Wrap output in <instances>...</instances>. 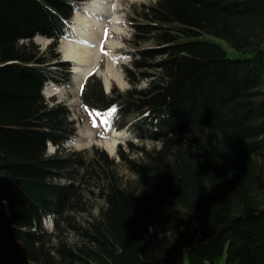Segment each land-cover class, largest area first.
Listing matches in <instances>:
<instances>
[{"label":"trees","instance_id":"16d2710c","mask_svg":"<svg viewBox=\"0 0 264 264\" xmlns=\"http://www.w3.org/2000/svg\"><path fill=\"white\" fill-rule=\"evenodd\" d=\"M83 1L0 0V264H264V0L132 3L129 86L79 88L116 156L43 94Z\"/></svg>","mask_w":264,"mask_h":264},{"label":"bare ground","instance_id":"6f19581e","mask_svg":"<svg viewBox=\"0 0 264 264\" xmlns=\"http://www.w3.org/2000/svg\"><path fill=\"white\" fill-rule=\"evenodd\" d=\"M86 1L74 11L70 31L65 37L60 38L59 43L64 58L71 61V79L64 87L53 83L52 87H47L48 91L63 93L66 90H71L77 92L86 76L92 70H98V62L102 57L106 61L105 68L101 71L104 76L105 88L109 87L107 74L111 75L117 82L122 83L121 75L115 69L117 55L112 51L115 43L112 33L122 29V19L118 13L121 3L119 0ZM34 38L37 42L47 40L41 35H36ZM77 101L78 99H72L69 103L75 105ZM109 130L110 132L104 139H96L92 130L79 129L75 139L70 141L76 146L86 145L94 141L102 144L109 153H113L117 138L126 136V131Z\"/></svg>","mask_w":264,"mask_h":264},{"label":"rangeland","instance_id":"374dc122","mask_svg":"<svg viewBox=\"0 0 264 264\" xmlns=\"http://www.w3.org/2000/svg\"><path fill=\"white\" fill-rule=\"evenodd\" d=\"M119 1L121 3V8L118 10V13H119V15L121 16V19H122V23H121L122 29H121V31H115V32L112 33V38H113V40L115 42L114 46L112 47V51H113V53L115 55H117V59L115 61L116 62L115 63V69L121 75L120 78L122 79V83L117 82V80L114 79L111 75H109L107 73L106 74L108 76V79H107L108 86L110 85L111 81H115V84H117V86L120 89H125V88H127L129 86V82L124 77L123 72H122L121 67H120V64L121 63H129V61H130V55L127 53V51L129 50L130 44L125 40V38H128V37L131 36V32H132V27H131V24L129 23L130 19H129L128 12H129V10L131 8L132 3L147 2V0H119ZM85 2H87V1L85 0L83 3H85ZM73 16H74V14H73ZM204 36L207 37V38H210V39H212V40H214L216 42L221 43L225 48H227L228 51L231 50L227 46V43L225 42L224 39L219 38V37H215V36H212V35H208V34H205ZM32 41L35 44H37L38 48L41 49V50L44 49L48 45V43L50 42V40H48V38H47V40L37 42L34 37L32 38ZM59 43H60V41H59ZM58 50H59V54H60V60L62 62H69L68 60H66L64 58V55H63L61 49L58 48ZM55 63L56 62H51V67H56L57 64L55 65ZM105 65H106V61H105L104 57H102L99 60V62H98V70L99 71L97 69H94V70L91 71V72L97 73L103 79V81H104V76L101 73V71H102V69L105 68ZM68 66H69V68H68L69 69V79H67L65 81L61 80L59 83H54V85L56 84V85H58L60 87H64L65 85H67L69 83V81L71 79V76H72V74H71L72 73L71 72L72 64L69 62ZM148 70H150V69H148ZM59 73H60V75L57 74L56 76L58 78H62L61 75H64V72L61 71ZM145 83H146V79L145 78L141 79L139 81L140 85H144ZM51 85H53V84L51 82H49V81L45 84L44 89H43L44 95L46 97H53V102L54 101H64L67 104V106H68V108L70 110L69 118L72 119V120H75L74 124L76 126V133L74 134V136L70 140L75 139L79 129H81V130L82 129L83 130H85V129L92 130L96 139H104L106 137L107 133L110 132V130H109L110 128L107 125V119L105 117L94 115L93 113H91L90 111H88V110H86L85 108L82 107L80 99H79V88H78L77 92L71 91V90H66L63 93H60V92L48 91L47 87H52ZM103 88L106 91L107 88H105V87H103ZM72 99H78V101H77V103L75 105H71L69 103V101L72 100ZM126 133L130 134L128 131H126ZM126 137L127 136H124V137L122 136V137L117 138V142L118 141L122 142ZM70 140L68 142H65L64 146H66V147H74V148H83V147L89 146L90 144L94 143V144H96V145H98V146H100V147L105 149V147L102 144L94 142V141H92L91 143H88L86 145L76 146ZM52 150H53V148H51V150H49V151H52ZM109 155L110 156H116L115 149H114L113 153H109ZM115 160H117L116 157H115ZM119 170L120 171L123 170L121 166L119 167ZM43 225L47 229H51L52 228V225H51L50 220L48 218L43 220ZM223 259H224V256H222L218 260L217 264H223Z\"/></svg>","mask_w":264,"mask_h":264},{"label":"clouds","instance_id":"9594fccd","mask_svg":"<svg viewBox=\"0 0 264 264\" xmlns=\"http://www.w3.org/2000/svg\"><path fill=\"white\" fill-rule=\"evenodd\" d=\"M196 224V222L195 221H193V225H195Z\"/></svg>","mask_w":264,"mask_h":264},{"label":"water","instance_id":"95a60500","mask_svg":"<svg viewBox=\"0 0 264 264\" xmlns=\"http://www.w3.org/2000/svg\"><path fill=\"white\" fill-rule=\"evenodd\" d=\"M108 89V88H107Z\"/></svg>","mask_w":264,"mask_h":264}]
</instances>
